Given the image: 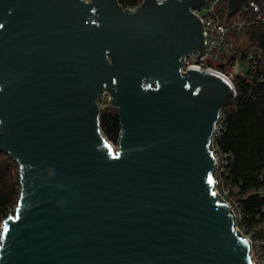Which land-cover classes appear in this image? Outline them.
<instances>
[{"label": "water", "instance_id": "1", "mask_svg": "<svg viewBox=\"0 0 264 264\" xmlns=\"http://www.w3.org/2000/svg\"><path fill=\"white\" fill-rule=\"evenodd\" d=\"M251 1L228 0L224 23ZM206 2L0 0V150L21 184L0 264H253L214 191L211 142L234 90L182 72L207 54L193 12ZM105 91L116 151L100 126Z\"/></svg>", "mask_w": 264, "mask_h": 264}, {"label": "built area", "instance_id": "2", "mask_svg": "<svg viewBox=\"0 0 264 264\" xmlns=\"http://www.w3.org/2000/svg\"><path fill=\"white\" fill-rule=\"evenodd\" d=\"M143 2L145 0H138L137 5L130 10L136 11ZM227 11L228 0H207L205 4L193 10L194 14L203 21V33L206 34L205 52L207 54L199 60L196 57L200 52L185 57L182 72L185 74L188 73V67H197L203 71L207 69L217 73L230 83L236 98L238 83L241 80L251 87L264 84V46L259 45L257 40L259 34L264 31V0L251 1L248 6H244L224 23ZM110 99V91H105L103 97L99 98L98 104L102 106V114L109 109L117 110L116 106H112ZM231 106L233 105H227L222 109L211 142L214 156L217 158L214 191L220 195L224 202L229 204L235 216L236 229L243 238L247 237L251 242L253 264H264V225L252 230L240 225L242 214L239 200L232 194L225 176L229 158L217 143L224 128L226 110ZM107 140L115 151L118 150V142H112L108 138ZM14 214L15 210L0 221V246L4 229L3 222Z\"/></svg>", "mask_w": 264, "mask_h": 264}, {"label": "trees", "instance_id": "3", "mask_svg": "<svg viewBox=\"0 0 264 264\" xmlns=\"http://www.w3.org/2000/svg\"><path fill=\"white\" fill-rule=\"evenodd\" d=\"M127 10L138 0H118ZM257 38V37H256ZM264 46V31L259 34ZM226 110L218 145L228 155L226 182L239 200L240 225L248 230L264 225V84L251 87L238 83V95ZM105 136L117 143L121 133L119 113L105 111L100 118ZM21 194L20 168L11 156L0 150V221L12 213Z\"/></svg>", "mask_w": 264, "mask_h": 264}]
</instances>
